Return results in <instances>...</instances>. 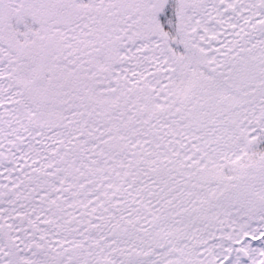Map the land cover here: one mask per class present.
Here are the masks:
<instances>
[{
    "label": "snow or ice",
    "instance_id": "snow-or-ice-1",
    "mask_svg": "<svg viewBox=\"0 0 264 264\" xmlns=\"http://www.w3.org/2000/svg\"><path fill=\"white\" fill-rule=\"evenodd\" d=\"M0 264H264V0H0Z\"/></svg>",
    "mask_w": 264,
    "mask_h": 264
}]
</instances>
